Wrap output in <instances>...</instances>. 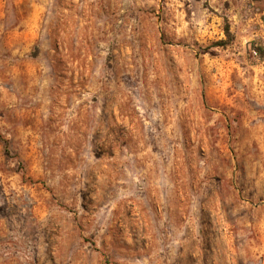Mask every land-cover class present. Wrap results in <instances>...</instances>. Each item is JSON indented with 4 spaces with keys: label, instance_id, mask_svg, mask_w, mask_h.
<instances>
[{
    "label": "rangeland",
    "instance_id": "374dc122",
    "mask_svg": "<svg viewBox=\"0 0 264 264\" xmlns=\"http://www.w3.org/2000/svg\"><path fill=\"white\" fill-rule=\"evenodd\" d=\"M0 264H264V0H0Z\"/></svg>",
    "mask_w": 264,
    "mask_h": 264
},
{
    "label": "trees",
    "instance_id": "16d2710c",
    "mask_svg": "<svg viewBox=\"0 0 264 264\" xmlns=\"http://www.w3.org/2000/svg\"><path fill=\"white\" fill-rule=\"evenodd\" d=\"M224 32L226 35L225 39H220L218 41H215L213 44L217 46H224L226 44H229L233 40V36L231 35L228 25L224 26Z\"/></svg>",
    "mask_w": 264,
    "mask_h": 264
}]
</instances>
